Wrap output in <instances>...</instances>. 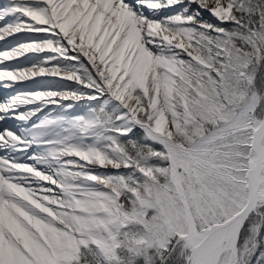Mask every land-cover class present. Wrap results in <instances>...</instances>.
I'll list each match as a JSON object with an SVG mask.
<instances>
[{
	"label": "snow or ice",
	"instance_id": "1",
	"mask_svg": "<svg viewBox=\"0 0 264 264\" xmlns=\"http://www.w3.org/2000/svg\"><path fill=\"white\" fill-rule=\"evenodd\" d=\"M0 42V264H264V0H0Z\"/></svg>",
	"mask_w": 264,
	"mask_h": 264
},
{
	"label": "rangeland",
	"instance_id": "2",
	"mask_svg": "<svg viewBox=\"0 0 264 264\" xmlns=\"http://www.w3.org/2000/svg\"><path fill=\"white\" fill-rule=\"evenodd\" d=\"M10 39H11V38H10ZM0 47H2V46H0ZM13 63H15V61H14ZM38 79H48V78H38ZM4 95H5V93L2 94L3 97H4ZM0 96H1V95H0ZM3 97H0V99H2Z\"/></svg>",
	"mask_w": 264,
	"mask_h": 264
}]
</instances>
